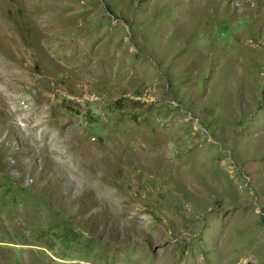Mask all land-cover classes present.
Instances as JSON below:
<instances>
[{
    "label": "rangeland",
    "instance_id": "rangeland-1",
    "mask_svg": "<svg viewBox=\"0 0 264 264\" xmlns=\"http://www.w3.org/2000/svg\"><path fill=\"white\" fill-rule=\"evenodd\" d=\"M0 264H264V0H0Z\"/></svg>",
    "mask_w": 264,
    "mask_h": 264
}]
</instances>
